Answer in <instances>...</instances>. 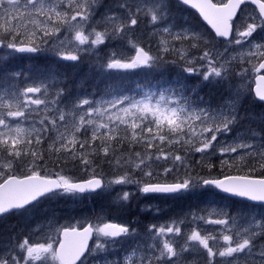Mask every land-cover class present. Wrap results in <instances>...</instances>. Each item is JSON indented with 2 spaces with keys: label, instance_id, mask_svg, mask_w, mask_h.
<instances>
[{
  "label": "snow or ice",
  "instance_id": "6c2138e0",
  "mask_svg": "<svg viewBox=\"0 0 264 264\" xmlns=\"http://www.w3.org/2000/svg\"><path fill=\"white\" fill-rule=\"evenodd\" d=\"M180 2L195 9L215 36L205 38L188 28L174 31L167 23L168 0H115L100 19L96 0H0V49L5 56L50 52L58 61L78 62L83 53L95 54L106 41L120 40L134 53L124 59L113 51L99 65L101 72L167 63L180 69L175 82L155 91L141 89L133 95L106 90L98 98L95 93L73 94L55 72L0 73V218L23 214L44 197L107 192L114 185L164 195L213 186L250 203L236 214L215 208L190 212L163 225L151 224L142 235L103 217L83 224L37 225V239L26 236L14 242L0 254V264H85L86 253L96 254V264H181L184 253H196L203 264H264V135L249 130L228 140L242 119V90L213 106L196 87H188L184 76L231 88L232 61L238 58L244 66L236 74L254 72L255 98L264 102V40L254 38L258 30L264 33V0ZM247 3L256 6L258 15L241 19L238 13ZM145 19L152 25L150 35L160 37L155 53L131 39ZM215 38H222L223 50ZM198 42L206 46L191 52ZM163 53H175L176 59H165ZM194 153L201 154L209 169L214 165L207 161L219 154L222 168H236L237 174H193L187 169ZM46 157L71 160L87 176L77 180L62 170L43 174ZM257 167L259 177L253 175ZM181 169L184 176L172 182L157 179ZM132 195L122 187L117 198L127 202ZM240 220L247 226L238 227ZM200 222L221 227L204 229ZM117 244L125 253L122 262L101 255Z\"/></svg>",
  "mask_w": 264,
  "mask_h": 264
},
{
  "label": "rangeland",
  "instance_id": "374dc122",
  "mask_svg": "<svg viewBox=\"0 0 264 264\" xmlns=\"http://www.w3.org/2000/svg\"><path fill=\"white\" fill-rule=\"evenodd\" d=\"M108 1L109 0H96L95 8H96V18L97 19H100L104 15V13L109 8H111V6L115 3V1L113 3H109ZM170 1L168 0L169 5H170V10H169V16H168L167 23L172 26L174 31L179 30L181 28H188V29L194 30L197 33L203 34L205 36V38H207L209 35L212 36L211 32H209L201 23H199L193 16H191L190 13L184 12L181 14L179 11H177L170 4ZM254 13L258 15L256 9L253 6L248 4L242 9V11L238 17L243 19V17L250 16ZM151 27H152V25L150 23H148L147 19H145L144 22L141 23L138 27L139 31L135 32V35L132 36L131 39L134 42L141 44V46L145 47L146 49H150L153 53H155L157 50V46L159 44L160 37L158 35H155V36L150 35ZM212 37H214V36H212ZM254 38L258 42L261 40H264V33L260 32V30H258L257 33H254ZM176 43H179V42H176ZM184 43L187 46V44L190 42H184ZM215 43H216L217 47H219V48H221V50H223L222 44L220 41L215 39ZM204 46H206V45H203V42H198L197 49H191L190 51L191 52H197L199 49H201ZM236 47L238 48L239 46H236ZM102 48H103V53L105 55V57H104L105 59L107 57H109L113 51L117 52L118 55L124 59H128L134 53V50L132 49L131 45L129 43H127V41H120V40H116V41H112V42L106 41V43L104 45L100 46V49H102ZM36 54L46 55L47 52H41V53H36ZM83 54L90 56L89 53H83ZM164 54H166V53H163L162 55H164ZM172 54H173L172 56L174 57V59H176L175 53H172ZM226 55H227V53H226ZM231 55L236 56L237 55L236 51H231ZM232 64L234 66H236L235 67L236 70L233 73V75L229 78V81L230 80L233 81V83L230 82L231 88H229L227 86V84L219 85V89L222 90V93L218 94L219 99L213 100V104H211L213 106H217V105H220L221 103H223L225 101V99L228 98L229 91L233 90L235 92L237 89L242 90V95H241L239 102H246V98L248 95V89H252V86L254 85L253 79L255 78V75H256L254 72L250 71L246 75V77H241V76L237 75L236 73H238L240 71V68L243 67L244 65H242L240 63L238 58L233 60ZM44 69L46 70V68H44ZM137 69H139V68H137ZM49 71L54 72L55 70H53V71L49 70ZM117 71L126 72V70H117ZM187 77H188V75H187ZM187 77H186V83L189 84L191 81L190 80L191 77H189V80ZM192 77H194V79L199 78L196 76H192ZM89 85H90V82H88L87 85L79 82V84L77 86H75L74 88H71V89L69 88V89L73 94H76V93L93 94V93H95L97 95V98L100 95H103L106 90L107 91H121V90L125 91L124 89H122L120 87H116V86L107 87L106 84L103 85L104 87L103 86H91V87H89ZM168 85H169V83H168ZM160 87H161V85H159V86L153 85L151 87H140L139 89H137L133 92H129V91H126V92L134 95L137 92H139L141 89L147 90L148 88H151L152 90L155 91V90L159 89ZM192 87H195V86H191L189 84V88H192ZM204 101L210 103V101H212V99H204ZM239 106H240V103L238 104V107ZM252 113H255L256 116L261 115V113L257 110L251 111V114ZM252 118H253V116H252ZM240 121H239V123H240ZM249 130H255V131L259 132L261 135H264V126H260L256 122V119H254V121L249 120L245 124H241V125L238 124L233 130L234 134L230 135L227 139L231 140L232 137H235L237 134L247 133ZM195 155H196V158L199 159V162H201L200 161L201 154L195 153ZM48 161H50L49 165H45ZM41 163L44 165V173H46V174L54 175L56 172H59L62 170L60 168H57V171L53 170V169H51V171L49 170L50 169L49 167L52 166L51 158L46 157V160L42 161ZM258 169L259 168L257 167V170ZM144 179H147V178H144ZM122 187H124L125 190H128L130 192L132 191V193H133L132 196H133V198L136 199V201L138 199L139 201L143 202V200H145L144 198H146V197L149 199L148 200V204L150 205L149 207L152 206L153 208L145 207V209H146L145 213L148 212V213H151V215L157 214V216H159L161 218V221L160 222L156 221V223L151 222L148 224V226L151 224L163 225V224L167 223L170 219L177 218V217L183 218V217L187 216L190 212L191 213H204V212L210 211L211 209H214V208L215 209H224L226 211H230V207H233L234 209L240 211L244 208V205L248 204V203H245L242 201H237L235 199L226 197V196L222 195L221 193H218L217 195L210 193V192H212L211 190H208V189L203 190L202 189L203 187H202V188H197L198 190L178 193L174 196H171V197H173L172 200L163 202L165 204L164 206L166 208L163 210H159V209L155 208L156 204H159L160 206L163 204L157 198L159 196H145V195H143V193H140L139 191H137L135 185H127V186L114 185L113 188L108 190L107 192H102L101 195L95 199V201L93 199V201L95 202L97 207L100 206V208L95 209L96 213L93 210L90 211L89 209L83 208V209H77L76 214H70V212H69V215H68L67 212H63L61 214H60V212H55L57 210H53L52 207L57 202L69 201L72 204H76L77 202H79V200H73V196L70 194L54 196L51 198L47 197L45 200H43L42 205L38 206L36 204L35 207H30L26 212H23V214L17 213L15 215H6V216L0 218V251H1V254L5 253L8 248L12 247L14 242L22 241L23 238L26 236L29 237L31 241H35L37 239V231H36L37 225L47 226L49 224H76L77 221H80L81 224H83L84 222H95L97 217H103V219L105 221H108V222H116V223H120V224L126 223L127 225H130L128 222H126L124 220V218L121 215H119V216L121 218H123L122 220L110 218L107 214V211L104 210V208H103V203L105 202L106 197L111 196V195L113 196V198L116 199L114 201L116 203H113V204L120 203L119 205H122V206L125 205V204H123L125 202L120 201L117 198L118 197V189H120ZM206 187L212 188L214 191L213 187H211V186H206ZM199 192L201 195L198 194ZM197 197H198V199H195ZM101 201H103V202H101ZM233 201H237V203H233ZM113 204H111V205L113 206ZM104 205H105V203H104ZM44 208L49 212L43 216V209ZM115 208H117V207L115 206ZM115 208H114L113 213L115 215L120 214V210L118 212V208L117 209H115ZM151 209H152V212H151ZM233 214H236V213H233ZM163 217H165V218L162 220ZM10 220H12V222H10L11 225L4 227L7 224V222H9ZM16 221H20L21 225H20V222L14 223ZM142 225H144V223ZM192 226L193 225H186L185 227L190 228ZM198 226L201 228H204V229H214V228L219 229L221 227L219 225H205V224H203V222H200V224ZM246 226L247 225L245 224V222L243 220H240L238 227H246ZM133 227L137 230V233H139L141 235L147 230V227L144 229L142 227H140L139 223L136 226L133 225L132 228ZM44 234H47V229H45ZM216 234L218 235L219 233H216ZM100 239L103 241L104 238L101 237ZM177 239L180 240V238H177ZM95 240L93 241L91 247H93ZM210 243H212V242L210 241ZM125 247H127V245H125ZM14 251H19V250L14 249ZM199 252L201 254L206 255V253H204L203 249H199ZM21 255H23V253H21ZM101 255H108L109 259L117 261V262H122L125 253L123 251H121L120 245L117 244L113 247H109L108 253H101ZM96 260H97L96 254L87 255V260H86L85 264H96ZM35 264H39V262H35ZM181 264H203V260L196 253H191V254L190 253H184L183 256L181 257Z\"/></svg>",
  "mask_w": 264,
  "mask_h": 264
},
{
  "label": "trees",
  "instance_id": "16d2710c",
  "mask_svg": "<svg viewBox=\"0 0 264 264\" xmlns=\"http://www.w3.org/2000/svg\"><path fill=\"white\" fill-rule=\"evenodd\" d=\"M114 1L115 0H109L108 2L113 3ZM170 3L181 14L184 12L190 13V15L193 16L200 23L198 18L192 12L185 9L177 1L171 0ZM137 31L139 30L137 29L135 32ZM172 55H173L172 53L164 54L165 59H174ZM104 57L105 55L103 53V48L96 51L95 54H90V56L86 54H82V58L78 62L58 61L57 58H55L50 52H47L46 55L31 54L28 56H20V55L14 54L12 56H5L4 50L0 49V73H3L5 71H8V72L20 71L25 74H30V75L35 76L41 72L44 74H47L50 72L49 70H52V71L55 70L54 71L55 74L57 76L62 77L65 84L70 89L77 86L79 82H81L82 84H86V85L88 82H90L89 87L103 86L104 84H106L107 87L116 86V87H120L124 89L125 91L133 92L139 89L137 88V85H140V87H151L153 85L154 86H159V85L167 86L168 83L175 82L177 73L180 71V69L176 65L167 63V64H163L159 68H154V69L139 68V69L126 70V72H119L117 70H114L111 72H101L99 69V65L105 61ZM44 68H46V70ZM184 76L187 77V74L185 73ZM187 78L189 80V77ZM190 80L191 81L189 84L197 88L199 96H203L204 99H212V101H210V104H213L214 99H219L218 94L222 93V90L219 89L218 84H208L206 82L201 81L200 78L194 79V77H191ZM230 82L233 83L232 80H230ZM189 84H188V87H189ZM233 93H234L233 90L229 91L228 97L232 96ZM251 94L252 92L248 91L246 102H239L240 106L238 107V112H239V115L242 117V119H240L241 121L239 125L245 124L249 120L254 121V119H256V122L260 126H264V105L256 102L254 98L252 97L253 95ZM253 110L259 111L261 115L256 116L255 113L251 114V111ZM251 115L253 116V118ZM220 158L221 157L219 156V154L213 155L207 162L213 164L214 167L209 169L206 166L205 162L203 161L199 162V159L196 158V155L194 153L190 156L188 160L190 167L189 169H187V171L193 174L198 173L200 176H203L205 178H223L225 175L237 174L236 168L228 169L226 166L222 168L220 164ZM49 162L50 161H48L45 165H49ZM51 164L52 166L49 167L50 171L51 169L57 171V168H60L64 171L63 172L64 174L71 175L74 179H77V180H81L87 176V173L80 171L79 168L76 167L74 162L71 160L57 161L55 157H52ZM103 170L106 176L111 175L110 169L107 166H103ZM185 171H186L185 169H181L177 173H170L166 178L163 176H158L157 179L160 180L161 182L164 179H167L168 182H172L177 176L183 177L185 174ZM43 174H46V173H43ZM239 174H246V172L241 171ZM253 175L256 177H259L262 175V173L258 169L255 173H253ZM152 182H156V180H153ZM202 189L203 190L208 189L212 191L210 193H213L216 195L218 194V192L215 189L213 191L212 188L203 187ZM195 190H198V189H195ZM101 193L102 192H99L96 195H90V196H83V195H78V194L76 196L72 195L73 200H79V202H77L76 204H72L69 201L57 202L54 204L52 209L57 210L55 212H60V214L63 212H67L68 215H69V212L70 214H76L77 209H83V208L89 209L90 211L93 210L96 213L95 209L100 208V206L97 207L94 201L98 196L101 195ZM198 194L201 195L200 192ZM157 198L162 203L164 201H170L173 199V197L171 196L169 197L159 196ZM144 199L145 200H143V202L139 201L138 199L136 201V199L133 198V196H131L130 200L128 202L123 203L125 205L122 206V205H119L120 203L113 204V203H116L114 202L116 199L113 198V196L111 195V196L106 197L105 202H104L105 205L103 203V208L104 210L107 211V214L110 218H115L118 220H122L124 218V220L130 224V227H132L133 225L136 226L139 223V226L144 229L151 222L156 223V221L157 222L161 221V218L157 216V214L151 215V213H148V212H147L148 214L145 213L146 212L145 207H149L150 205L148 204L149 199L147 197ZM195 199H198V197ZM43 200L39 201L37 205L38 206L42 205ZM237 201H233V203H237ZM111 204H113V206ZM164 205H165L164 203L161 206L159 204H156L155 208L159 210H163L166 208ZM115 206L118 208V212L120 210V214L118 215H115L113 213ZM149 208H153V207L151 206ZM238 211L239 210H236L233 207H230V212L232 214L237 213ZM48 212L49 211H47L44 208L43 216L47 214ZM151 212H152V209H151ZM119 215H121L123 218H121ZM164 218L165 217H163L162 220ZM10 222H12V220L7 222V224L4 227L11 225ZM19 222L20 221H16L14 223H19ZM143 223L144 225H142ZM20 225H21V222H20Z\"/></svg>",
  "mask_w": 264,
  "mask_h": 264
},
{
  "label": "water",
  "instance_id": "95a60500",
  "mask_svg": "<svg viewBox=\"0 0 264 264\" xmlns=\"http://www.w3.org/2000/svg\"><path fill=\"white\" fill-rule=\"evenodd\" d=\"M177 2H179L182 6H184V7H186L187 9H189V10H191L192 12H194L195 14H196V16L199 18V20L201 21V23L212 33V35L213 36H215V33H214V31L211 29V27H210V25H207V22L206 21H204L203 20V18L199 15V13L195 10V9H192L190 6H187V5H183L181 2H180V0H176ZM247 4H250L251 6H253L255 9H256V6L255 5H253V4H251V3H247ZM246 5V4H245ZM243 6V5H242ZM241 6V7H242ZM256 11L258 12V9H256ZM217 40H219V41H221L222 40V38H216ZM17 54H20V55H28V54H30V53H17ZM253 82H254V85L252 86V93H253V96H254V98H255V93H254V89H255V87H256V82H255V78L253 79ZM256 99V98H255ZM256 101H258V102H260V103H263L264 104V102H261V101H259L258 99H256ZM211 187H213V186H211ZM214 189H216L215 187H213ZM218 192H220L221 194H223V195H226V196H228V197H232V198H235V199H239V200H243V201H246V200H244V199H242V198H239V197H234V196H230V195H228V194H225V193H223V192H221L220 190H218V189H216ZM99 192V191H98ZM92 194H95V193H84V194H81V195H92ZM145 195H164V194H145ZM167 195H174V194H167ZM248 202V201H247ZM250 203V202H249ZM90 243H91V240L89 241V245H90Z\"/></svg>",
  "mask_w": 264,
  "mask_h": 264
},
{
  "label": "bare ground",
  "instance_id": "6f19581e",
  "mask_svg": "<svg viewBox=\"0 0 264 264\" xmlns=\"http://www.w3.org/2000/svg\"><path fill=\"white\" fill-rule=\"evenodd\" d=\"M171 4V3H170ZM190 23V22H189ZM193 23V22H192ZM194 24V23H193ZM176 26V25H175ZM198 28V27H197ZM195 51V50H194ZM132 192V191H131ZM104 194V193H103ZM210 201V200H209ZM123 223V222H122ZM124 224V223H123ZM126 224V223H125ZM35 236V235H34ZM5 250V249H4ZM0 254H1V251H0Z\"/></svg>",
  "mask_w": 264,
  "mask_h": 264
}]
</instances>
